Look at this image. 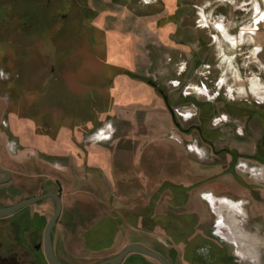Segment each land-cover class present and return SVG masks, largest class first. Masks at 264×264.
<instances>
[{
	"label": "rangeland",
	"instance_id": "rangeland-1",
	"mask_svg": "<svg viewBox=\"0 0 264 264\" xmlns=\"http://www.w3.org/2000/svg\"><path fill=\"white\" fill-rule=\"evenodd\" d=\"M255 1L17 0L18 8L35 16L23 29L17 8L13 44L1 18L8 9L0 7V166L14 171L0 185V204L62 190L52 178L25 176L27 167L36 173L52 163L60 170L73 164L63 157L91 149L93 139L152 137L160 156L152 177L167 189L138 192L130 202L131 192L124 193L115 202L135 211L151 203L152 224L172 239L169 264H264V17L256 16ZM257 1L264 10V0ZM109 3L125 8L126 28L138 22L137 42L120 35L115 42L130 58L121 66L108 61V32L94 23ZM184 29L193 44V70L185 82V59L170 57L157 37L163 31L178 44ZM149 80L174 95L173 114L182 129ZM150 87L161 97L155 102L159 111L130 110L111 96ZM250 116L255 138L248 141L244 125ZM222 123L228 126L218 128ZM190 125H201L203 136ZM105 199L104 210L110 207ZM223 201L244 213L231 212Z\"/></svg>",
	"mask_w": 264,
	"mask_h": 264
},
{
	"label": "crops",
	"instance_id": "crops-1",
	"mask_svg": "<svg viewBox=\"0 0 264 264\" xmlns=\"http://www.w3.org/2000/svg\"><path fill=\"white\" fill-rule=\"evenodd\" d=\"M91 3L93 5L94 2ZM94 5L93 9H97L96 5ZM255 9L256 16L261 14L264 17V14L261 13L264 10L261 9L257 0L255 1ZM100 10L104 16H100L98 22L94 21V23L108 32V61L110 63L113 61L120 66L121 62L130 63L128 52L123 57V54L121 55L118 51V44L115 42L118 41L119 35L120 38L129 37L136 41L138 36L136 25L138 22H134L126 28L123 23L124 18L128 20L129 16H124L125 8L123 9V7L113 3L106 4L104 11ZM139 24H142V22H139ZM218 27L223 29L222 25ZM164 33L163 31H158L157 33L158 46L162 45L163 49L166 48L172 58L175 57L177 59L183 56L185 59L183 71L185 74L183 78L184 82L189 81L193 70L191 64L193 44L189 32L186 34L184 29L182 38L179 37L178 39V44H175L169 35L167 38L163 37ZM133 47L134 53L137 54L135 42L132 45V49ZM136 56L134 63L131 61L133 65L138 63ZM186 56L188 57L185 58ZM188 64L189 67L186 70ZM178 73L181 74V72ZM141 75L144 76L146 74L142 73ZM118 82L120 85L121 80H118ZM137 91L127 90L124 92V90H117V92L112 91L111 96H115L119 100L115 104L124 107L129 106L130 110L143 112L160 110L155 102L161 97L157 91L155 92L153 87H150L149 91L147 90L146 92L143 88ZM154 92L156 95H154ZM171 97L173 101H176L174 95L171 94ZM175 101L174 103H176ZM162 103H164V107H167L166 110L169 111L165 99ZM93 123L91 121V132H94L96 127L95 123ZM81 138L83 137L79 138V142H82ZM157 143V139L152 137L146 140L143 138L141 141H136L131 136L119 139L115 136L103 140L93 139L91 141V149L86 148V151L80 150L78 153L73 152L71 156L63 157L66 160L70 159L73 164H68L66 167L60 168V170H57L52 163H47L49 166H46V169L36 173H32V168L28 169L27 166L26 169L24 168L25 176H28V174L30 176L32 174L43 175L47 178H52V181L56 183L60 182L62 184V190L57 193L62 201L61 217L53 237V249L61 262L64 264H100L120 255L132 244L143 245L168 258L172 249L170 244L172 239L166 230L159 225L152 224L156 214L151 212V203L142 205L138 211H135L134 209L130 210L125 203H122L123 201L115 202V198L118 196L123 197L124 193L129 194L131 192L127 197L130 202L131 200H137L139 197L138 192L142 194L144 192H157L164 188L167 189V185L163 184L160 186V181L152 177L153 168L157 169L158 160L160 159V156L156 154ZM139 144L143 146H139ZM175 155L174 153L172 156H168V159H174ZM12 172L14 171H11V174ZM62 179L64 183H62ZM168 180L170 181V179L165 181ZM166 184L169 183L167 182ZM179 184L184 187L189 186V183L187 184L184 181ZM97 191L100 193L96 194ZM49 193L55 192L51 191ZM37 194L39 193H35V195ZM101 198L108 200L107 203L110 205V210L107 208L104 210L100 207ZM30 211L32 216L35 217L39 214L43 217L42 220L46 221L54 213V206L47 201L39 206H31ZM132 260L143 261L146 264H159L154 258L139 253L129 254L124 262Z\"/></svg>",
	"mask_w": 264,
	"mask_h": 264
},
{
	"label": "flooded vegetation",
	"instance_id": "flooded-vegetation-1",
	"mask_svg": "<svg viewBox=\"0 0 264 264\" xmlns=\"http://www.w3.org/2000/svg\"><path fill=\"white\" fill-rule=\"evenodd\" d=\"M16 3L17 0H0V5H1L0 7H3L4 9L5 8L8 9L6 13L3 12L4 16L1 14L2 15L1 18L7 19L8 22L7 30L9 31L8 36H13L14 38L13 40L9 41V44H13L16 37V29L14 28L15 26L14 27L12 26V23H14L15 21L17 8H18ZM18 14L19 16H21L22 19L23 18L25 19V21L23 22L24 24L23 29H25V27L30 28L32 26L33 20H32V12L28 9V7L27 8L24 6H22L21 8L19 7ZM192 57H193V51L191 50V62H192ZM191 64H193V62ZM149 83H151L156 88V90L163 96V98L165 99L168 105V108L173 114L172 106L174 101L173 98L170 96V94H167L159 83L153 80H149ZM203 108L204 106L202 105V109ZM172 116H173L174 124H176L180 129H182V125L178 122V119H176L175 115L173 114ZM226 121L228 120L226 119ZM252 121H253V116H250V118L248 119V124L246 123L244 125V128L247 131L246 138L248 141L253 140L255 138V127H254L255 125L251 123ZM226 123L225 124L222 123L218 128L227 127L228 125H226ZM189 127L190 129L196 127L200 135L203 136L204 130L201 125H190ZM218 128H216L215 130H218ZM190 129L187 128L185 129V131L188 132L190 131ZM240 135L244 137L245 134L235 133V136H240ZM4 176L5 175L0 174V178H3ZM24 199H28V198H23L21 200ZM21 200H18L17 202H20ZM43 201L46 202L49 201L54 206V203L51 200H43ZM17 202L12 204H0V207L12 206ZM30 208L31 206H28L11 216L0 218V264H51L47 259V255H46V229L50 220L55 214V206H54V213L52 214L50 219L46 221H43L42 220L43 217H41V215L39 214L36 215L35 217L32 216ZM60 217L61 215L59 216L53 227V237L57 225L60 221ZM55 256L57 257L56 254ZM57 259L61 264H64L63 262L60 261L58 257ZM122 264H142V263L132 260L128 262L123 261ZM159 264L161 263L159 262Z\"/></svg>",
	"mask_w": 264,
	"mask_h": 264
},
{
	"label": "water",
	"instance_id": "water-1",
	"mask_svg": "<svg viewBox=\"0 0 264 264\" xmlns=\"http://www.w3.org/2000/svg\"><path fill=\"white\" fill-rule=\"evenodd\" d=\"M0 174L5 175L3 178H0V185L7 183L11 178V171L8 169H4L0 167ZM43 200H51L54 203L55 206V214L50 220L47 229H46V255L47 259L51 264H61L57 257L55 256L54 250H53V227L55 225V222L61 215L62 211V201L61 197L58 194L55 193H46L43 195L35 196L32 198L21 200L20 202H17L16 204L8 207H0V218L11 216L21 209L35 205ZM131 253H139L146 256H149L151 258H154L161 264H169L168 260L163 257L160 253L155 252L143 245L139 244H132L129 245L124 252H122L120 255L106 260L100 264H122L125 258L131 254Z\"/></svg>",
	"mask_w": 264,
	"mask_h": 264
},
{
	"label": "bare ground",
	"instance_id": "bare-ground-1",
	"mask_svg": "<svg viewBox=\"0 0 264 264\" xmlns=\"http://www.w3.org/2000/svg\"><path fill=\"white\" fill-rule=\"evenodd\" d=\"M208 198L210 200L213 199L211 196H208ZM221 204H222V206H225L226 208H228L231 212L236 211L237 213H240V214L244 213L243 210L237 204H233L232 202L223 201ZM218 212H219V214H220L219 216L221 218L220 223L226 225L227 221L225 220V216H223V214L221 215L220 211H218Z\"/></svg>",
	"mask_w": 264,
	"mask_h": 264
},
{
	"label": "trees",
	"instance_id": "trees-1",
	"mask_svg": "<svg viewBox=\"0 0 264 264\" xmlns=\"http://www.w3.org/2000/svg\"><path fill=\"white\" fill-rule=\"evenodd\" d=\"M34 13H32V20L34 19ZM91 27L92 28H95L94 26H93V24H91ZM47 78V77H46ZM48 80V79H47ZM62 104H63V107H64V105H66L67 104V101H65V100H62ZM69 111H70V108H69ZM39 119V118H38ZM90 119V118H89ZM39 120H42L43 122H46V124H45V126L47 125V123H48V121H46L47 119H45V118H40ZM51 127V129L53 128L52 126H49L48 128H50Z\"/></svg>",
	"mask_w": 264,
	"mask_h": 264
}]
</instances>
